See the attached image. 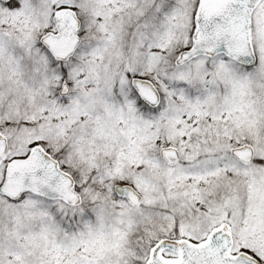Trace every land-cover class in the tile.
Segmentation results:
<instances>
[{"label":"snow or ice","instance_id":"snow-or-ice-1","mask_svg":"<svg viewBox=\"0 0 264 264\" xmlns=\"http://www.w3.org/2000/svg\"><path fill=\"white\" fill-rule=\"evenodd\" d=\"M0 264H264V0H0Z\"/></svg>","mask_w":264,"mask_h":264}]
</instances>
